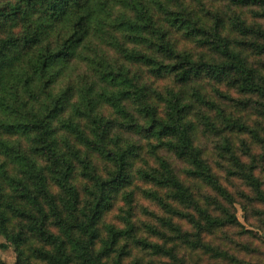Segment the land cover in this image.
I'll use <instances>...</instances> for the list:
<instances>
[{"label":"trees","instance_id":"16d2710c","mask_svg":"<svg viewBox=\"0 0 264 264\" xmlns=\"http://www.w3.org/2000/svg\"><path fill=\"white\" fill-rule=\"evenodd\" d=\"M262 233L264 0H0L14 264H264Z\"/></svg>","mask_w":264,"mask_h":264},{"label":"rangeland","instance_id":"374dc122","mask_svg":"<svg viewBox=\"0 0 264 264\" xmlns=\"http://www.w3.org/2000/svg\"><path fill=\"white\" fill-rule=\"evenodd\" d=\"M211 141V139H210ZM208 146H213V143L211 142H206ZM260 237H264V233L260 235ZM4 241L1 240V243ZM6 249L5 250H0V264H14L15 263V253L13 247L9 244L6 243Z\"/></svg>","mask_w":264,"mask_h":264}]
</instances>
